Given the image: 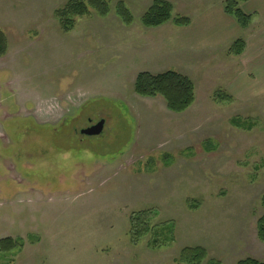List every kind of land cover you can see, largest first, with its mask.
Returning <instances> with one entry per match:
<instances>
[{
  "label": "rangeland",
  "instance_id": "1",
  "mask_svg": "<svg viewBox=\"0 0 264 264\" xmlns=\"http://www.w3.org/2000/svg\"><path fill=\"white\" fill-rule=\"evenodd\" d=\"M68 1L0 0V240L17 244L0 264H180L195 246L203 264L263 261L264 94L220 97L241 71L226 48L160 51L176 26L141 24L155 0H110L107 18L64 33L56 11ZM165 1L191 19L222 0ZM170 70L195 84L182 114L134 91L138 74ZM101 120V136L81 134ZM143 211L173 223L174 241L156 232L133 245Z\"/></svg>",
  "mask_w": 264,
  "mask_h": 264
},
{
  "label": "trees",
  "instance_id": "2",
  "mask_svg": "<svg viewBox=\"0 0 264 264\" xmlns=\"http://www.w3.org/2000/svg\"><path fill=\"white\" fill-rule=\"evenodd\" d=\"M248 0H226L224 11L232 16L242 29H248L252 23V16L245 14L241 9V3ZM174 7L165 0H155L151 7L141 18V24L146 28H159L173 21L176 27H187L191 24L188 17H173ZM95 13L99 18H107L111 13L110 0H69L67 4L56 11V17L60 22L64 33H70L75 29L76 20L92 16ZM116 16L122 23L130 27L134 23V17L124 2H119L115 8ZM246 48L243 39L235 41L229 49L230 54L240 56ZM8 41L4 32L0 29V57L6 55ZM135 93L142 98L161 97L166 102L169 111L182 114L189 110L196 101V89L194 82L186 75L175 71H167L161 74L142 72L137 76L134 84ZM220 95H218L219 97ZM220 97L229 102L233 97L223 94ZM264 208V196L262 198ZM154 211H143L135 214L130 219L129 236L133 245H137L144 237L151 233L170 235L168 242L174 241V225L171 222L160 226H153ZM155 231V232H154ZM258 237L264 243V217L258 222ZM158 242L156 241L155 244ZM164 246V245H161ZM17 247L12 239L0 240V251L10 252ZM208 258V252L200 246L184 248L178 258L180 264H203ZM210 264H218L213 261ZM237 264H264L263 261L248 258Z\"/></svg>",
  "mask_w": 264,
  "mask_h": 264
},
{
  "label": "crops",
  "instance_id": "3",
  "mask_svg": "<svg viewBox=\"0 0 264 264\" xmlns=\"http://www.w3.org/2000/svg\"><path fill=\"white\" fill-rule=\"evenodd\" d=\"M225 1L195 15L189 26L176 27L161 42L162 46L159 43L157 46L169 54L186 50L198 53L222 48L229 50L235 41L243 39L245 51L240 56H233L236 59L233 62H239L241 71L229 86L228 94L248 102L264 94V0L241 3L242 11L252 16L248 29H242L232 16L225 13Z\"/></svg>",
  "mask_w": 264,
  "mask_h": 264
},
{
  "label": "water",
  "instance_id": "4",
  "mask_svg": "<svg viewBox=\"0 0 264 264\" xmlns=\"http://www.w3.org/2000/svg\"><path fill=\"white\" fill-rule=\"evenodd\" d=\"M105 125H106V121L101 120L98 123L94 124L93 126L83 129L81 131V134L89 137L101 136L105 130Z\"/></svg>",
  "mask_w": 264,
  "mask_h": 264
},
{
  "label": "flooded vegetation",
  "instance_id": "5",
  "mask_svg": "<svg viewBox=\"0 0 264 264\" xmlns=\"http://www.w3.org/2000/svg\"><path fill=\"white\" fill-rule=\"evenodd\" d=\"M90 123H91V122H90ZM93 125H94V124L90 125V127L93 126Z\"/></svg>",
  "mask_w": 264,
  "mask_h": 264
}]
</instances>
